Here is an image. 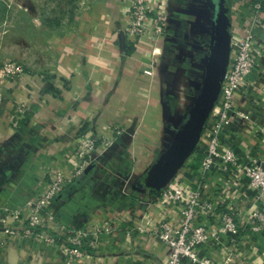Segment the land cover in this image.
<instances>
[{
	"label": "crops",
	"instance_id": "1",
	"mask_svg": "<svg viewBox=\"0 0 264 264\" xmlns=\"http://www.w3.org/2000/svg\"><path fill=\"white\" fill-rule=\"evenodd\" d=\"M231 2L232 33L244 35L252 26V0ZM0 4L5 8L0 19L11 16L13 27L7 32L0 27V69L12 58L25 70L16 77L0 72V208L28 210L47 182L58 175L68 179L37 229L55 244L18 235L0 245V264H66L61 244L68 230L87 234L86 255L77 264H165L169 248L155 232L157 195L174 176L197 178L209 134L202 131L171 179L154 183L153 169L206 89L214 55L212 0H165L169 33L159 46L168 56L156 54L148 40L135 46L127 37V0ZM255 31L257 66L236 94V108L248 114L249 123L234 121L223 131L225 143L243 159L264 147V23ZM17 103L26 108L23 116L15 115ZM108 121L123 133L115 137ZM81 134L115 138L78 180L70 158ZM207 177L214 190L226 180L214 168ZM229 200L241 213L237 243L223 235L203 245L201 254L214 261L232 254L229 264H264V231L252 230L250 218L264 202L245 175ZM210 223L217 228L219 220Z\"/></svg>",
	"mask_w": 264,
	"mask_h": 264
},
{
	"label": "built area",
	"instance_id": "2",
	"mask_svg": "<svg viewBox=\"0 0 264 264\" xmlns=\"http://www.w3.org/2000/svg\"><path fill=\"white\" fill-rule=\"evenodd\" d=\"M128 14L124 32L135 46L143 40L150 41L156 54H163L159 46L165 35L168 21L165 0H127ZM252 26L244 35H233L230 42V59L228 68L221 81V99L210 111L203 131L209 134V142L194 181H186L177 176L157 195L160 210V221L155 227L162 242L168 246V260L165 264H181L187 260L193 264H229L232 254H224L221 261H214L203 255L200 248L212 241H219L227 235L232 244L237 243L238 233L242 230L241 213L231 206L229 197L233 196L240 185L243 175L247 177L248 187L256 192L258 199L264 202V147L257 155L239 156L228 146L223 131L232 122L239 125L249 123L248 114L236 108V94L242 89L249 74L257 66L256 26L264 23V0H252ZM0 72L5 77H16L24 74V67L14 61L3 63ZM4 97L0 92V107ZM17 117L23 116L26 108L17 103L14 107ZM107 127L114 136L121 135L123 128L114 121H108ZM261 130V129H260ZM115 137L90 136L81 134L79 145L70 158L75 163L73 179H81L88 169L95 165V156L103 147H109ZM217 169L226 180L217 190L210 187L207 173ZM68 182L67 177L58 175L47 182L37 200L28 203V210L0 208V244L16 235H25L43 239L55 244V238L37 231L44 227L49 219V205L62 193ZM215 195L219 198L214 199ZM225 205L222 212L219 207ZM254 220L251 229L264 231L263 207L250 214ZM219 220L217 228L210 226V220ZM86 233L67 231L61 247L66 254V264H77L86 254L84 251ZM227 248V247H226ZM229 251V249H228Z\"/></svg>",
	"mask_w": 264,
	"mask_h": 264
},
{
	"label": "water",
	"instance_id": "3",
	"mask_svg": "<svg viewBox=\"0 0 264 264\" xmlns=\"http://www.w3.org/2000/svg\"><path fill=\"white\" fill-rule=\"evenodd\" d=\"M215 7V35H214V55L212 64H210V73L206 89L195 103L194 108L198 107L196 114L193 116L194 108L191 115L186 116L187 121L190 118L191 123L187 121L184 128L178 133L174 141L172 150L163 156V164L154 166L153 182L163 183L165 180L171 179L179 167L182 166L185 159L194 150L199 140L207 117L215 105L216 96L221 88V81L224 76V64L228 61L230 52L229 39L231 36V0H212ZM193 117V118H192ZM189 127V128H188ZM185 129L186 132L183 130ZM183 131L184 135L181 134ZM182 135V136H181ZM181 136V137H180ZM83 174L81 177H83Z\"/></svg>",
	"mask_w": 264,
	"mask_h": 264
},
{
	"label": "rangeland",
	"instance_id": "4",
	"mask_svg": "<svg viewBox=\"0 0 264 264\" xmlns=\"http://www.w3.org/2000/svg\"><path fill=\"white\" fill-rule=\"evenodd\" d=\"M212 4H213V1H212ZM230 5H232V2L230 1ZM9 6H11V4L10 3H7V8L9 7ZM5 8H4V5H1L0 4V11H3ZM12 7L11 8H8L7 10H9V11H12ZM231 13V12H230ZM232 16L230 15V20H231V36H230V39H229V45H230V42H231V38H232ZM0 27L3 29L2 30V32H7L9 29L10 30H13V27H12V18H11V16H10V18H7V19H4V22H3V20L2 19H0ZM229 59H230V52H229V55H228V61L224 64V72L227 70V68H228V64H229ZM10 60L12 61V58H10ZM225 74V73H224ZM195 106V105H194ZM199 107V106H198ZM198 107H197V105H196V107L194 108V111H193V116L196 114V112H197V109H198ZM193 118V117H192ZM187 123L188 124H190L191 123V119L189 118L188 119V121H187ZM186 123V124H187ZM183 125H184V123H183ZM182 125V126H183ZM189 128V127H188ZM184 132H186L185 131V129L183 130ZM183 131L181 132V134L182 135H184V133H183ZM181 135V136H182ZM180 136V137H181ZM175 142L176 141H173L172 143H171V145L168 147V149H165V151L162 153V157L158 160V162L156 163V165L155 166H158V165H160L161 163L160 162H162V164H163V156H167V154L172 150V148H173V146H174V144H175ZM186 160V159H185ZM184 164V163H183ZM183 166V165H182ZM181 166V167H182ZM181 167H179V169L181 168ZM178 169V170H179ZM175 177V176H174ZM173 177V178H174ZM172 178V180H174ZM18 235H20V234H18ZM18 235H16V236H18ZM15 236V237H16ZM14 237V238H15ZM13 238V239H14ZM12 239H7L5 242H3V243H1L0 245H6V244H8L10 241H11Z\"/></svg>",
	"mask_w": 264,
	"mask_h": 264
},
{
	"label": "flooded vegetation",
	"instance_id": "5",
	"mask_svg": "<svg viewBox=\"0 0 264 264\" xmlns=\"http://www.w3.org/2000/svg\"><path fill=\"white\" fill-rule=\"evenodd\" d=\"M167 15H168V21H167V25H166V31H165V35H164V37H163V40H165V38L167 37V35H168V33H169V23H170V16H169V14H168V12H167ZM163 49V51H164V56H168V49L166 50V49H164V48H162Z\"/></svg>",
	"mask_w": 264,
	"mask_h": 264
},
{
	"label": "trees",
	"instance_id": "6",
	"mask_svg": "<svg viewBox=\"0 0 264 264\" xmlns=\"http://www.w3.org/2000/svg\"><path fill=\"white\" fill-rule=\"evenodd\" d=\"M224 73H225V72H224ZM220 99H221V88L219 89L218 94H217V96H216L215 105H217V104L219 103ZM215 105H214V106H215Z\"/></svg>",
	"mask_w": 264,
	"mask_h": 264
}]
</instances>
